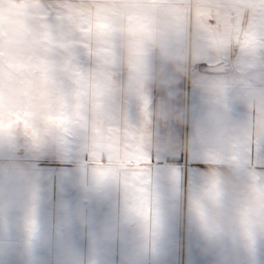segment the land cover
<instances>
[{
  "label": "clouds",
  "instance_id": "1",
  "mask_svg": "<svg viewBox=\"0 0 264 264\" xmlns=\"http://www.w3.org/2000/svg\"><path fill=\"white\" fill-rule=\"evenodd\" d=\"M191 7L212 18L193 19ZM3 8L0 264H161L171 255L166 205L149 166L174 143L176 127L188 129L185 150L209 161L192 197L197 264H264V169L244 174L246 142L264 141L259 0H26ZM179 82L197 94V110L167 95L149 103L150 93ZM225 102L248 116L230 118L220 111ZM67 141L88 165L71 181L59 176L52 200L49 174L27 157L62 152ZM99 144L115 145V155L97 157ZM66 184L80 202L64 198ZM109 197L118 210L103 207Z\"/></svg>",
  "mask_w": 264,
  "mask_h": 264
},
{
  "label": "crops",
  "instance_id": "2",
  "mask_svg": "<svg viewBox=\"0 0 264 264\" xmlns=\"http://www.w3.org/2000/svg\"><path fill=\"white\" fill-rule=\"evenodd\" d=\"M24 2L26 0H0V24L8 18L7 10L3 8V5H18ZM182 85L185 87V83ZM186 87V105L195 111L199 108L198 96L187 85ZM152 93L154 94L155 91ZM152 99H149V102H152L150 101ZM130 111L134 116L133 122L136 123L135 118L138 117L139 110L133 107ZM220 111L226 112L232 119H243L248 116L242 106H229L226 102L220 106ZM151 133L153 134L152 127ZM187 133V128L180 130L178 128L177 131H174V136H176L174 143L167 147L163 156L154 158L149 168L157 186L163 192L166 205L165 226L169 233L171 255L163 258L161 264H197V258L194 255L196 235L192 227V197L199 187L200 178L205 173L209 161L204 154L191 149L185 150L183 140ZM66 143L69 146L62 152L55 154L33 153L27 157L36 161L37 168L49 174L50 180L47 189L52 200H55L57 196L56 185L59 176H66L71 181L88 165L84 156L78 155L79 149L74 146L73 142L67 141ZM97 149V157L101 152L114 155L116 146L99 144ZM246 152L251 167L246 169L244 174L248 177L258 176L259 170L264 169V144L259 143L258 139H250L246 142ZM217 163L222 167L226 165L225 161H217ZM225 170L230 171L228 168ZM63 196L73 205L81 200V194L67 184L63 189ZM103 207L118 210L120 201L118 198L109 197ZM42 216L48 219L49 212L42 211ZM110 264H116L115 258L111 260ZM200 264L203 262L201 261Z\"/></svg>",
  "mask_w": 264,
  "mask_h": 264
},
{
  "label": "rangeland",
  "instance_id": "3",
  "mask_svg": "<svg viewBox=\"0 0 264 264\" xmlns=\"http://www.w3.org/2000/svg\"><path fill=\"white\" fill-rule=\"evenodd\" d=\"M47 2L52 3L54 0H47ZM243 0H240V3H242ZM186 12H191L193 19H201L208 15L207 10L199 7H191L188 9H185ZM1 13V12H0ZM184 82H179L174 89L172 90H155V93L150 94L149 99H152L149 103H159L163 100L164 96H170L172 97V104L176 107H182L184 106V100L186 105V97L187 95V87L185 84V87L182 85ZM152 96V98H151ZM135 120L137 121L136 124L140 123V114L138 117L136 116ZM178 127L174 128V131H177ZM181 128H179L180 130ZM153 135L160 136L163 128L161 126H153L152 127ZM176 138V136H175ZM115 155V154H114ZM160 158V156L156 157Z\"/></svg>",
  "mask_w": 264,
  "mask_h": 264
},
{
  "label": "snow or ice",
  "instance_id": "4",
  "mask_svg": "<svg viewBox=\"0 0 264 264\" xmlns=\"http://www.w3.org/2000/svg\"><path fill=\"white\" fill-rule=\"evenodd\" d=\"M214 2L217 3L220 7H226L230 4H239L240 0H214ZM259 3L264 6V0H259ZM262 10H264V8H262ZM206 18L210 20L212 18L211 13H209ZM259 143L264 144V141L259 140Z\"/></svg>",
  "mask_w": 264,
  "mask_h": 264
}]
</instances>
